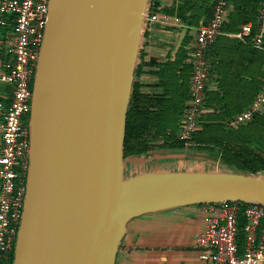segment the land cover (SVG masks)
<instances>
[{
	"label": "water",
	"instance_id": "1",
	"mask_svg": "<svg viewBox=\"0 0 264 264\" xmlns=\"http://www.w3.org/2000/svg\"><path fill=\"white\" fill-rule=\"evenodd\" d=\"M139 3L50 0L13 264H115L136 217L198 204H264V178L151 172L124 180Z\"/></svg>",
	"mask_w": 264,
	"mask_h": 264
},
{
	"label": "built area",
	"instance_id": "2",
	"mask_svg": "<svg viewBox=\"0 0 264 264\" xmlns=\"http://www.w3.org/2000/svg\"><path fill=\"white\" fill-rule=\"evenodd\" d=\"M155 0L144 11V34L156 26L165 29L175 20L191 37L187 48L191 75L185 109L179 121L177 140L185 148L195 145L204 117L210 113L208 93L213 88L214 61L210 50L220 36L264 50V0H259L257 22L242 24L235 33L224 32L235 10L233 0H214L211 18L199 26L183 24L164 15ZM177 3V2H175ZM50 0H2L0 13L13 22V45L1 66L3 80L11 91L7 105L0 102V264H13L28 190L31 165V121L42 47L49 18ZM144 38V36H142ZM141 52V48L139 49ZM142 64L138 54L136 67ZM264 113V86L254 103L225 121L238 129ZM127 171V170H126ZM185 172V171H177ZM205 205L207 224L196 239L207 264H264V204L240 201Z\"/></svg>",
	"mask_w": 264,
	"mask_h": 264
},
{
	"label": "trees",
	"instance_id": "3",
	"mask_svg": "<svg viewBox=\"0 0 264 264\" xmlns=\"http://www.w3.org/2000/svg\"><path fill=\"white\" fill-rule=\"evenodd\" d=\"M173 1L174 3L171 2L170 6L161 10L167 17H177L188 26H199L205 22L204 17L209 15L212 6V0ZM176 1L180 3L175 4ZM233 1L235 10L226 29L238 31L242 24H255L260 8L259 0ZM155 3L159 5L157 1ZM189 61L190 56L183 49L179 50L174 61L169 60L161 65L151 61L149 65L154 67L153 73L158 78L156 87L161 90L155 95L140 92L138 77L141 66L136 70L127 113L124 158L129 155H146L162 148L180 150L184 147L177 140L176 134L188 95L191 75ZM263 63L264 50L253 48L249 40L244 43L242 95L240 98L232 97L236 91L223 87V84L220 86L221 94L210 93V113L204 117L202 128L194 139L196 146L209 152L217 150L224 163L246 174L264 171V113L256 115L252 122L237 130L228 128L225 121L254 103L264 86V72L261 68Z\"/></svg>",
	"mask_w": 264,
	"mask_h": 264
},
{
	"label": "crops",
	"instance_id": "4",
	"mask_svg": "<svg viewBox=\"0 0 264 264\" xmlns=\"http://www.w3.org/2000/svg\"><path fill=\"white\" fill-rule=\"evenodd\" d=\"M155 1L161 9L170 6L171 2L174 3L173 0ZM213 1L209 15L204 17L205 21L211 18ZM176 2L175 4L180 3L179 1ZM12 22L11 19L7 20L0 13V102L5 105L10 101L11 91L3 80L4 70L1 64L4 59L9 57L12 49ZM229 23L230 20L224 26V32H237L226 29ZM167 25L165 29L156 26L144 34L143 21L142 36L144 38L143 44L140 46L142 64L141 73L138 77L141 84L140 92L143 94L155 95L161 92L156 87L158 78L153 73L155 72L154 67L149 65L151 61H155L157 65L169 60L174 61L180 49L185 50L189 55L187 51L191 42L189 34L181 29L175 20L167 21ZM239 42L227 36H220L212 46L210 58L215 63V70L211 76L213 88L208 93L207 98L213 92L221 94V84L227 89L236 91L232 97L240 98L242 95L244 87V43L240 42V44ZM261 68L264 72V63ZM243 111L244 109L241 112ZM185 149L187 148L174 152L178 156L186 151ZM168 150L169 152H164V155L173 154L170 153L173 149ZM156 153L154 152V154ZM150 154L152 152L146 155ZM206 224L207 215L204 204L183 206L136 217L127 224L126 234L120 244L115 264H207L201 260L202 250L196 243L197 236L203 232Z\"/></svg>",
	"mask_w": 264,
	"mask_h": 264
},
{
	"label": "rangeland",
	"instance_id": "5",
	"mask_svg": "<svg viewBox=\"0 0 264 264\" xmlns=\"http://www.w3.org/2000/svg\"><path fill=\"white\" fill-rule=\"evenodd\" d=\"M149 0H146V5ZM145 11V10H144ZM145 18V15H144ZM143 44V37L141 35L137 46L140 48ZM140 53V52H139ZM141 54V53H140ZM141 66V65H140ZM139 68L136 67V70ZM136 73H134L135 76ZM237 130V129H235ZM163 142L161 141L160 144ZM183 147L182 149H184ZM172 150V149H170ZM181 155L176 154L175 150L170 153L168 149L153 150L150 155H143L145 157L129 155L125 158L126 170L124 173V180H128L136 175L149 173V172H159V173H170L176 171L185 172H198V173H216V174H235V175H245L250 177L264 176V171L257 172L255 174H246L244 171L233 168L224 161L221 160L217 150L215 152H209L205 149L193 145L185 149ZM154 152H157L154 154ZM210 153V154H209ZM163 154V155H162ZM262 157L264 158V152H262ZM147 157V158H146Z\"/></svg>",
	"mask_w": 264,
	"mask_h": 264
},
{
	"label": "bare ground",
	"instance_id": "6",
	"mask_svg": "<svg viewBox=\"0 0 264 264\" xmlns=\"http://www.w3.org/2000/svg\"><path fill=\"white\" fill-rule=\"evenodd\" d=\"M146 0H140L139 5L134 10V29L131 34V41L137 46L140 37L142 35L143 21H144V9ZM257 178H264V176H259Z\"/></svg>",
	"mask_w": 264,
	"mask_h": 264
}]
</instances>
